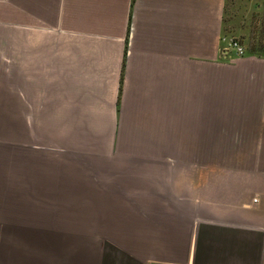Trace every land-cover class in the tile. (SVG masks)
<instances>
[{
    "label": "crops",
    "instance_id": "obj_1",
    "mask_svg": "<svg viewBox=\"0 0 264 264\" xmlns=\"http://www.w3.org/2000/svg\"><path fill=\"white\" fill-rule=\"evenodd\" d=\"M235 1L0 0V264H264V0ZM132 103L191 151H124Z\"/></svg>",
    "mask_w": 264,
    "mask_h": 264
},
{
    "label": "rangeland",
    "instance_id": "obj_2",
    "mask_svg": "<svg viewBox=\"0 0 264 264\" xmlns=\"http://www.w3.org/2000/svg\"><path fill=\"white\" fill-rule=\"evenodd\" d=\"M242 4L243 2L241 1L227 0V6H233L232 10H237L236 12L242 11V8H240ZM228 20L229 18L227 17L225 21ZM247 20L246 22L248 23L244 26L243 34H245L247 40L253 41L256 46H261L259 50L255 49V51L264 54V18L251 16L250 19ZM225 26L226 27L223 28V35L228 37L232 36L234 39L241 40V33L236 32L235 28H230V25H227L226 22ZM245 51L244 49V52ZM120 97L121 96H119V100ZM136 106L138 105H134L133 103L130 104L126 110V114L124 113L123 116V137H130L131 139L129 141L130 144L124 146V151L166 154L181 153L190 150L187 145L183 146L181 144L182 130L178 127L181 125V122L176 116L174 128L171 129L166 127L167 123L165 119L155 122V120L151 118V114L139 112ZM157 126L158 128H156Z\"/></svg>",
    "mask_w": 264,
    "mask_h": 264
},
{
    "label": "built area",
    "instance_id": "obj_3",
    "mask_svg": "<svg viewBox=\"0 0 264 264\" xmlns=\"http://www.w3.org/2000/svg\"><path fill=\"white\" fill-rule=\"evenodd\" d=\"M223 42L226 44L227 48H233L237 56H240L244 53V48L239 44L236 39H226L225 37H223Z\"/></svg>",
    "mask_w": 264,
    "mask_h": 264
}]
</instances>
